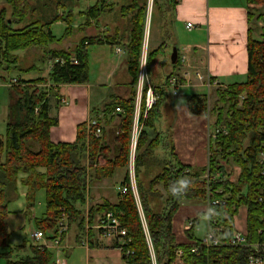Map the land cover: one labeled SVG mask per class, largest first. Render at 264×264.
I'll return each mask as SVG.
<instances>
[{"label": "trees", "instance_id": "16d2710c", "mask_svg": "<svg viewBox=\"0 0 264 264\" xmlns=\"http://www.w3.org/2000/svg\"><path fill=\"white\" fill-rule=\"evenodd\" d=\"M5 2L10 16L7 9L0 11V66L21 72L38 69L36 64L21 60L20 53L36 52L33 59L54 61L49 77L19 79L8 88L6 135L0 136V256L5 258L6 264H57L55 253L50 249L29 241L19 245L11 242L9 218L13 212L9 204L17 198L18 179L23 173L28 174L27 180L23 181L25 185L46 192V211L36 219V225L49 240L56 238L58 220L63 216H68L69 229L76 227L77 238L82 240L87 222L94 225L98 216L109 210L128 230L127 243L121 248L122 259L127 264H173L178 249L182 251V264H247V256L254 251L249 246H206L200 241L201 230L197 232L195 228L204 212L196 214L192 227L185 230L183 242L177 241L172 221L185 200L204 204L209 199H218L221 202L213 208L220 214L214 218L223 241L232 237L234 216L242 206L246 209L247 242L264 240V162L258 158L260 151H264V25L262 33L256 37V25L252 21L256 18L264 22V0H247L249 4L261 5V11L256 15L255 8L248 9L246 78L216 87L217 98L209 111L207 94H193L187 100L190 114L206 116L208 121L212 120L214 128L219 129L216 137L208 140L206 165L183 164L174 153L168 134H164L167 132L157 127L159 105L167 97V82L173 74L165 75L163 83L152 86L158 99L147 117L143 100L135 162L140 205L129 173L123 184L128 191L119 193L120 201L116 204L108 199L91 204L90 189L105 178L113 177L118 169L128 167L148 0H95L83 9L88 0ZM153 3L160 22L162 20L163 36L168 38L176 0H153ZM77 8H81L80 14L86 17L85 26L104 20V31L100 27L101 32L83 38L74 50L51 48L72 35ZM120 20H124L123 24ZM57 22L67 24L63 37H57L53 32L52 27ZM164 42L148 54V68L155 55L164 48ZM92 44L121 45L125 49L131 93L128 98L113 95L100 111L93 109L92 117L98 120L102 136L88 133L85 122L79 124L75 142L54 143L51 129L59 120L50 115V100L54 95L59 96L55 86L89 82L88 46ZM176 64L177 61L174 66ZM4 81L6 78L0 76V83ZM117 107L123 112H117ZM101 112L103 117H100ZM108 115L111 118L106 121ZM117 119L119 123L112 128L114 150L108 143L105 125ZM150 130H156L154 137L150 136ZM159 147L163 153L157 160L155 150ZM233 165L239 168L234 181L230 180ZM40 168L45 171L40 172ZM205 173L215 178L208 181L204 178ZM180 178L190 179L191 186L181 197H173L169 185ZM158 185L162 191L156 188ZM88 232L91 239L92 230ZM115 246L119 248L116 241ZM193 248L196 250L192 251Z\"/></svg>", "mask_w": 264, "mask_h": 264}, {"label": "crops", "instance_id": "0c3cea01", "mask_svg": "<svg viewBox=\"0 0 264 264\" xmlns=\"http://www.w3.org/2000/svg\"><path fill=\"white\" fill-rule=\"evenodd\" d=\"M94 2L95 0H88L82 9ZM5 3L4 0V4H1L2 7H4L3 5L7 6ZM250 8L257 7L247 3V0H176L168 27L170 32L168 38H164L163 33H161L160 17L158 12H155L154 37L151 44L147 42L148 51L151 53L160 48L166 39L164 48L155 57L160 68L159 73L161 74L162 70L166 75L172 73V77L177 78L179 83L177 94L174 95L172 90H168L167 97L161 101L157 127L163 132H167L164 134H168L169 140L172 141L174 153L183 164L198 167L208 163V119L203 115L189 113L188 98L193 94H207L208 96L211 87L226 86L233 82H241L246 78L248 9ZM80 9L77 8V12L81 17L79 19L75 17L73 32L71 33H77V37L73 42H64L63 40L62 43L53 44L51 48L74 50L80 40L99 33L101 23L97 24L93 21L90 25L85 26L86 17L80 14ZM60 23L64 22L55 23L52 29ZM102 23L104 26L105 21L102 20ZM187 23H191V26L187 27ZM110 30L112 31V28ZM91 46H94L92 56L96 58L98 75L93 80L90 75V80L86 83H65L55 86V92L59 96L54 95L50 100V115L59 120L58 125L51 129V139L54 143L75 142L79 124L89 121L93 116V109L100 111L113 95L128 98L131 93V77L127 70L126 54H117L115 52L117 45L111 46L109 44L89 45V53ZM173 48H176L177 51V64L175 66L176 61L172 62L171 60ZM22 55L23 53H20V56ZM40 62L36 64L38 69L30 72L9 71L0 66V76L6 78V81L0 83V94L2 89L8 91V83L12 79L33 80L49 77L54 61L47 60L44 62L41 60ZM159 73L156 74L158 78L155 79L153 68H148L147 82L151 86L163 83L164 75L160 80ZM207 108L208 111L211 109L209 100ZM99 114L100 117L104 115L103 112ZM110 118L111 115H108L105 120ZM119 121L117 119L112 124L106 123L105 125V130L108 132H106L108 143L114 150L116 143L112 128ZM158 150L161 154L163 153L161 147ZM118 170L113 177L105 178L94 185V191L91 188V204L102 203L105 199L115 204L120 201V195L116 189L124 184L128 167L121 168V172ZM39 171L44 172L45 169L40 168ZM21 175L25 176L24 180H27V173ZM231 177L230 180H233ZM25 186L28 191L27 207L31 209L35 205V195L44 189H33L29 188L28 185ZM95 192H97L96 195ZM203 208V203H191L186 200L180 204L172 221L173 231L178 242L186 240L185 222L196 216ZM245 219L246 209L244 223L241 218H238V215L234 217L236 228L244 229L246 227ZM198 226L204 228L203 221ZM91 230L93 234L90 233L89 247L85 248L81 244L82 240L77 238V228L70 227L65 236L68 247L63 254L66 264H71L74 252L79 248L86 250V264H104L105 260L103 259L110 260L116 255L119 256L120 261L117 260L114 262L115 264H127L122 259L121 249L115 246L113 239L102 237L96 228H91ZM105 264L109 263L106 262Z\"/></svg>", "mask_w": 264, "mask_h": 264}, {"label": "built area", "instance_id": "2783aa9c", "mask_svg": "<svg viewBox=\"0 0 264 264\" xmlns=\"http://www.w3.org/2000/svg\"><path fill=\"white\" fill-rule=\"evenodd\" d=\"M153 2V0H152ZM191 23H187V27H190ZM103 31V29H102ZM149 35V30L147 31ZM148 39V36H147ZM115 52L117 54H125V49L122 46H116ZM148 46L144 45L142 50V57H141V67H140V75L139 81L137 84V95H136V114L134 119V127L132 132V141H131V148H130V155H129V163H128V173L131 178L132 188L138 198V191L136 185V175H135V162H136V154H137V142L138 137L140 134V115H141V108L143 104V100H145V117H147V112L154 106L156 103L158 96L154 93V89L152 86L147 82L146 77V69H147V60H148ZM74 62L77 63L78 61L74 59ZM17 79H12L9 81L8 85L11 86L17 83ZM179 83L177 78L171 77L167 82L168 90H172V93L175 95L177 94V87ZM117 112H123L121 107L116 108ZM88 124V133H92L97 137L102 136L103 131L102 128L98 126V120L91 117ZM219 129L214 128L212 132H208V139L215 138ZM225 131V129H223ZM226 132V131H225ZM209 154V153H208ZM259 161L262 163L264 162V151H260L259 153ZM262 173L264 174V167L262 169ZM204 178L208 181L214 179L215 177L210 176L208 173L204 174ZM117 190L121 194H125L128 191L127 186L120 185L117 187ZM221 201L218 199H209L204 203V208L202 212H205L207 208L213 207V205L219 204ZM140 205V201H139ZM141 208V206H140ZM239 210V209H238ZM238 214V213H237ZM141 215L144 220V215L141 209ZM236 216V215H235ZM234 216V217H235ZM193 218H190L186 221L184 225V231L189 230L193 225ZM204 223V233L200 235V241L206 246H219V245H231V246H249L253 248V252L247 256V264H264V240L262 242L257 243H248L246 238V227L244 229L236 228L235 224V231L230 239L227 241H223L220 239L219 243H214L211 239H208V234L211 232L214 236H220V228L217 226V222L213 217L210 221L206 219H202ZM145 226L146 222L144 220ZM91 228H96L99 230L100 234L104 238L113 239L114 241L119 243V248L121 249L127 243V235L128 230L125 226H123L119 217H117L112 211H105L104 213L100 214L96 220L94 225H90L87 222L86 225V235L83 237L81 244L85 247H89L90 237H89V230ZM196 231L199 232L201 230V226H197ZM69 231V221L68 216L65 215L61 219L58 220V228H57V236L54 239L49 240L42 229H38L34 233H32V238L34 241L42 242L40 246L42 248H47L52 250L56 256L57 264H66L63 258L64 250L68 247V243L65 241V236ZM196 248H193L192 251H195ZM182 251L178 249L176 251L177 259L174 261L173 264H182L180 259Z\"/></svg>", "mask_w": 264, "mask_h": 264}, {"label": "rangeland", "instance_id": "374dc122", "mask_svg": "<svg viewBox=\"0 0 264 264\" xmlns=\"http://www.w3.org/2000/svg\"><path fill=\"white\" fill-rule=\"evenodd\" d=\"M148 3H149V8H148V18L146 21L144 45H147V42H148V44H151V40L154 37V21H155L156 8H155L152 0H148ZM1 4H4V0H0V10L2 8L7 9V13L10 16V11L8 10V6L3 5L4 7H2ZM255 7H257V8H255L256 9V15H257L259 13V11H261V5H255ZM158 16H159V14H158ZM75 17L79 19L81 16L78 15V13H77V15ZM252 21L256 25L254 35L256 37H258L262 33V27L264 25V22H263V20L256 19V18H253ZM123 22H124V20H120V23L123 24ZM161 22H162V20H161ZM161 22L159 21V25H160L161 33H163L164 31L162 30V27H161L162 23ZM73 25H74V22H73ZM102 25H103V23H101V25H99V26L101 28H103V31H104L105 27ZM164 28H166V27H164ZM66 29H67V24L66 23H60V24H56L54 26L53 32L55 35H57V37H63L66 33ZM101 30H98V31L101 32ZM148 30H149V35L147 32ZM76 34L77 33H73L70 37L66 38V40L64 42H70V41L73 42L74 39L77 37ZM147 36H149V39H147ZM93 48H94V46L90 47V50H91L90 51V75L92 77V80L94 77H96L98 75V73H97L98 72V68H97L98 66L96 63V58L92 56ZM35 55H36V52L23 54L21 56L22 57L21 60L27 61L28 64H32V63L37 64L38 62L41 63L40 62L41 60L33 59L35 57ZM156 55H155V57H156ZM155 57L153 58L149 67L153 68L154 78L157 79L158 75L156 76V74L159 73L160 68L157 64V60L155 59ZM166 59H167V57H166ZM147 70H148V66H147L146 71ZM163 75L164 76L166 75L164 70H162V73L159 75L160 80L163 78ZM146 77H147V72H146ZM214 88L215 87H211L209 90V93H208V100H209L210 108L213 106L214 101L217 98L215 96V93H214V90H215ZM8 104H9L8 91L6 89H2L1 94H0V136L6 135ZM208 123H209V126H208L209 130H210V132H212L214 130L212 120L210 119L208 121ZM155 134H156V130H154V131L150 130V136H154ZM161 155L162 154L159 152V150L157 148L155 150L156 159L160 160ZM232 168L234 171H233L231 178L233 180H235L239 169L234 165L232 166ZM121 171L122 170L120 168L118 170V172H121ZM156 172H157V169L155 171L153 170L152 174L154 175ZM24 179H25V176L21 175L19 177L17 198L15 200L11 201L9 204V209L13 212L9 218V228H10V231L12 233L11 242H12V244L19 245V244L24 243L25 241H29V242H32L36 246H40V244L42 242L34 241V239L32 238V233H34L35 231H37L39 229L36 225V219L42 217L46 211V192L44 190H42L39 193H37L35 195V198H34L35 205L31 209H29L27 207L28 206V199H27L28 191H27L26 186L23 183ZM91 188H92V191H94V185H92ZM156 188L161 190L160 185H158ZM96 194H97V192H95V195ZM244 214H245V209L242 206L239 208L237 215H238V218H241L243 223H244ZM185 224H186V222H185ZM203 233H204V229L202 228L200 235H203ZM86 259H87L86 250L84 248H79V249L75 250L74 256L72 257V260L70 263L71 264H86ZM103 260H105V263L107 262L109 264H115L114 262H117V260L120 261L118 255H116V257L113 259L108 260L105 258ZM0 264H6L5 258L2 256H0Z\"/></svg>", "mask_w": 264, "mask_h": 264}, {"label": "clouds", "instance_id": "9594fccd", "mask_svg": "<svg viewBox=\"0 0 264 264\" xmlns=\"http://www.w3.org/2000/svg\"><path fill=\"white\" fill-rule=\"evenodd\" d=\"M191 183L192 181L190 179L180 178L173 184L169 185V191L173 197L179 198L189 190ZM219 214L220 212L217 209L209 207L204 213H202V219L210 221L213 217ZM222 238L223 237L220 236H214L211 232L208 234V239H211L214 243H219Z\"/></svg>", "mask_w": 264, "mask_h": 264}, {"label": "water", "instance_id": "95a60500", "mask_svg": "<svg viewBox=\"0 0 264 264\" xmlns=\"http://www.w3.org/2000/svg\"><path fill=\"white\" fill-rule=\"evenodd\" d=\"M176 59H177V51H176V48H173L172 53H171V60L172 62H175Z\"/></svg>", "mask_w": 264, "mask_h": 264}]
</instances>
